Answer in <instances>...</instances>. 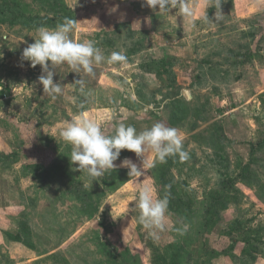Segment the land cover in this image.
<instances>
[{"label":"rangeland","instance_id":"374dc122","mask_svg":"<svg viewBox=\"0 0 264 264\" xmlns=\"http://www.w3.org/2000/svg\"><path fill=\"white\" fill-rule=\"evenodd\" d=\"M50 1L0 7L17 5L16 18L47 17L40 27L75 19L71 39L94 40L106 57L123 52L127 60L94 65V75L56 66L63 93L52 99L39 83L41 67L22 58L39 27L12 14L0 21V264H153L152 249L159 264L172 256L179 264H264V0H188L192 14L182 24L169 19L176 9L166 15L145 0H60L66 17H54ZM162 57L171 74L142 67ZM80 112L105 134L120 123L138 132L156 122L176 127L189 158L147 168L151 151L142 164L123 149L116 168L91 181L59 135ZM125 158L143 174H129ZM37 163L41 169L30 166ZM144 185L169 197L159 239L138 220ZM215 193L223 199L204 227L203 203Z\"/></svg>","mask_w":264,"mask_h":264},{"label":"clouds","instance_id":"9594fccd","mask_svg":"<svg viewBox=\"0 0 264 264\" xmlns=\"http://www.w3.org/2000/svg\"><path fill=\"white\" fill-rule=\"evenodd\" d=\"M151 9H159L169 12L175 8L180 15L191 16L192 9L188 0H145ZM202 20H209L206 13ZM217 20L220 17H216ZM150 24V18H146ZM76 28V20L64 18L53 28L39 27L34 42L23 49L22 58L30 62L32 67L39 65L43 75L38 77L43 87V92L56 99L63 93L60 83L53 77L56 66L66 63L70 68L80 73L81 70L87 75H94V65L102 62L109 64L126 62L127 57L123 52H112L105 56L102 50L96 46L94 40L74 41L70 33ZM80 86V92L84 95L85 82L76 80ZM80 108L84 105L80 104ZM61 139L71 145L70 159L79 172L84 171L91 178L97 180L112 169L116 168L123 149L134 152L145 164L144 154L151 151L152 158L146 162L147 168H154L157 164L167 162L169 157L177 156L181 161L189 158L184 150V138L176 127L167 126L163 122H156L151 127L142 131L132 125L118 124L112 134H105L101 125L95 120L88 118L83 112L75 115L59 130ZM121 166L129 169V174L141 176L144 168L138 169L130 159L121 161ZM137 207L139 209V222L149 230L152 239H159V232L165 230L166 214L168 213L169 197H155L154 189L144 185L137 190ZM176 232L184 235L187 226L177 227Z\"/></svg>","mask_w":264,"mask_h":264},{"label":"trees","instance_id":"16d2710c","mask_svg":"<svg viewBox=\"0 0 264 264\" xmlns=\"http://www.w3.org/2000/svg\"><path fill=\"white\" fill-rule=\"evenodd\" d=\"M50 2L53 4V5H51L53 15H56L54 17H66L67 9H66V7L62 1H60V0H54L53 1L52 0ZM51 3H49V4H51ZM16 10H17V5L5 4L4 6L0 7V21H2L4 19V17H7L10 14H12L11 16H14V14H15L14 12ZM62 11H64V15L63 14L61 15ZM12 21L13 22L21 21L29 27H40L42 25L48 24V18L47 17L42 18L40 16H24V17L21 16L20 18H16V16H14ZM169 66H172V65L167 60V57H162L159 59L150 58V60L147 63L142 64V67L144 69H146L147 72L152 73L157 77H162L165 74H167V75L171 74V70H170ZM170 80H171V83H173V81H174L173 76L170 77ZM170 84H168V85H170ZM0 95H1V92H0ZM44 142L49 144V143H51V139L50 138H44ZM53 150L52 151L54 153H56V150L54 148H53ZM30 166H32L36 169H41V164H39V163L31 164ZM55 169L59 171L61 168H60V166L56 165ZM226 186L227 185L224 184V187H226ZM72 189H73L75 196L77 198H81L79 191H77V189L74 185H72V187L70 188V190H72ZM222 199L223 198L220 196V194L215 193V195H212V198L209 200L210 203H208V202L203 203V204H206V207L204 209V216H203V218H204L203 219V226L204 227L208 226L210 224H214V215H213V213H211V211H212L211 208L213 207V203L217 204ZM153 251H154V249H152V263L153 264H159V262H160L159 259L162 258V256L156 257V255ZM56 256H57L56 253H52V254L48 255L47 258H55ZM178 261L179 260L176 259L175 256H172L170 258L169 262H167V263L161 262L160 264H179Z\"/></svg>","mask_w":264,"mask_h":264},{"label":"crops","instance_id":"0c3cea01","mask_svg":"<svg viewBox=\"0 0 264 264\" xmlns=\"http://www.w3.org/2000/svg\"><path fill=\"white\" fill-rule=\"evenodd\" d=\"M171 11L172 10H175V8H172V9H170ZM169 10V12H163L164 14H173L171 11ZM182 17V15H179V16H177L176 18L175 17H170L169 19L171 20V22H173V21H175L176 23H178V24H182L183 23V20L181 19V17Z\"/></svg>","mask_w":264,"mask_h":264}]
</instances>
